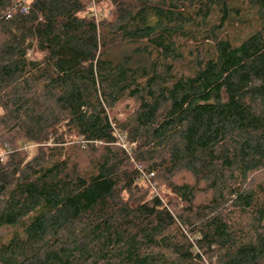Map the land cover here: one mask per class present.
<instances>
[{"label":"trees","instance_id":"16d2710c","mask_svg":"<svg viewBox=\"0 0 264 264\" xmlns=\"http://www.w3.org/2000/svg\"><path fill=\"white\" fill-rule=\"evenodd\" d=\"M4 226L0 264H264V0H0Z\"/></svg>","mask_w":264,"mask_h":264},{"label":"rangeland","instance_id":"374dc122","mask_svg":"<svg viewBox=\"0 0 264 264\" xmlns=\"http://www.w3.org/2000/svg\"><path fill=\"white\" fill-rule=\"evenodd\" d=\"M28 1V0H25ZM92 4V9L94 11H98L101 7L104 8H108V3L106 2H102L100 4H96L93 1H91ZM34 55H30V57L32 58ZM125 102L119 105V109H121L122 105L124 106ZM119 116H121V113L118 114ZM30 149H32L34 151V145H32L30 147ZM18 229V227H13V226H4V227H0V242L4 241L8 236H11V234L13 233L14 230Z\"/></svg>","mask_w":264,"mask_h":264},{"label":"built area","instance_id":"2783aa9c","mask_svg":"<svg viewBox=\"0 0 264 264\" xmlns=\"http://www.w3.org/2000/svg\"><path fill=\"white\" fill-rule=\"evenodd\" d=\"M26 9H27V8H26V5L20 7V11H21V12H25ZM4 155H5V153H2V154H1V158H3ZM150 175H152V174H150ZM142 177H143V179L147 180V182H149V183L152 185V187H154V183H152V182L149 180V177H151V176H149V175L143 173Z\"/></svg>","mask_w":264,"mask_h":264}]
</instances>
